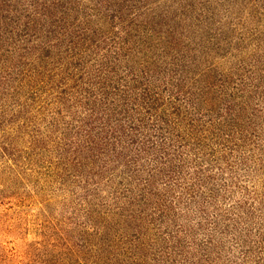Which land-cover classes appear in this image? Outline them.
I'll list each match as a JSON object with an SVG mask.
<instances>
[{
    "label": "trees",
    "instance_id": "trees-1",
    "mask_svg": "<svg viewBox=\"0 0 264 264\" xmlns=\"http://www.w3.org/2000/svg\"><path fill=\"white\" fill-rule=\"evenodd\" d=\"M202 1L254 81L241 55L252 45L264 73V0ZM48 7L22 0L0 28L18 85L0 91V208L19 218L30 200L57 201L106 264H264V91H248L261 86L240 79L208 107L166 73L153 82L97 15Z\"/></svg>",
    "mask_w": 264,
    "mask_h": 264
},
{
    "label": "rangeland",
    "instance_id": "rangeland-1",
    "mask_svg": "<svg viewBox=\"0 0 264 264\" xmlns=\"http://www.w3.org/2000/svg\"><path fill=\"white\" fill-rule=\"evenodd\" d=\"M41 1L47 3L50 11L71 14L73 18L78 15L72 14L70 9L79 14L97 15V19H91V26L100 23L105 31H122L124 40L136 50L134 55L140 52L133 55V61L152 64L153 82L166 73L175 79L179 89L203 95L208 107H214L220 91H237V85L245 78L249 87L261 86L248 91H264V73L260 71L253 46H246L241 55V59L256 68L254 81H248L252 75L242 68L237 53L230 48L231 33L217 17L198 11L210 8L214 11L215 7L206 1L82 0L86 9L75 6V0ZM21 4L22 0H14L11 4L9 0H0V28L8 29V19L18 22V17L9 11L19 10ZM107 8L110 12L106 13ZM132 13L138 15L137 21ZM73 21L71 19V23ZM10 71L8 62L0 63V91H13L12 88L18 87L15 79L6 77ZM15 144L23 149L22 140ZM50 199L28 201L19 218L12 214L14 205L0 208V264H106L110 256L104 251L107 246L100 237L81 236L75 231L80 224L65 219L69 217L67 209ZM44 205H49L50 209L45 210ZM91 245H96L95 253L102 255L101 260L95 259L97 255L93 254ZM119 261H110V264H119Z\"/></svg>",
    "mask_w": 264,
    "mask_h": 264
}]
</instances>
